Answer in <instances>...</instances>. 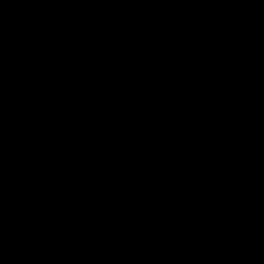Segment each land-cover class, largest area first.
Listing matches in <instances>:
<instances>
[{"label":"water","instance_id":"1","mask_svg":"<svg viewBox=\"0 0 264 264\" xmlns=\"http://www.w3.org/2000/svg\"><path fill=\"white\" fill-rule=\"evenodd\" d=\"M0 264H264V0H0Z\"/></svg>","mask_w":264,"mask_h":264}]
</instances>
